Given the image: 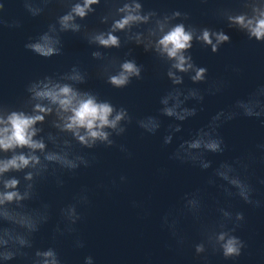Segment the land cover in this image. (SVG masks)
Masks as SVG:
<instances>
[{
    "label": "clouds",
    "instance_id": "obj_1",
    "mask_svg": "<svg viewBox=\"0 0 264 264\" xmlns=\"http://www.w3.org/2000/svg\"><path fill=\"white\" fill-rule=\"evenodd\" d=\"M7 2L0 3V31L22 27L19 20L6 18ZM103 2L107 10L99 16V23L107 27L101 30L88 29L82 23L95 14V6H99L101 0H22L24 10L32 18L41 16L50 4L66 9L45 31L29 37L25 50L45 60L51 59L63 54L64 34L78 35L90 48L97 49L91 52V58L101 62L98 77L111 88L123 90L134 80L144 79L143 66L135 59L108 57L99 49L119 50L122 46L135 45L152 53L165 66L163 75L170 89L160 97L156 115L135 118L125 106H117L110 99L101 98L99 93L80 87L87 84L89 76L73 66L66 73L45 75L28 82L24 90L26 96L17 106L0 101V264H64L55 246L60 237H74L73 247L85 248L86 241L77 225L86 219L80 209L92 206L93 189L82 186L73 196V202L59 209L52 244L42 248L36 246V235L52 220V206L41 200L40 185L52 177L56 187L63 189L65 181L58 173L75 176L81 170L93 168L99 163L95 155L99 148H115L124 159H134V153L125 144L118 143L133 125L147 136H156L165 119L173 121L162 135L163 146L172 145L177 134L184 131L183 125L196 118L205 103V93L198 87H184L185 77L193 86L208 82V68L197 65L191 55L194 43L211 49L213 55L230 43V37L223 30L198 27L189 22L188 13L179 10L164 14L145 11L141 0ZM238 4L235 9H219L217 15L229 29L243 33L248 41L264 45V0H238ZM119 33L124 36L123 42ZM125 55L131 56V49ZM232 70L237 74L241 72L239 68ZM224 88V82L217 81L206 94L218 95ZM192 102L201 107H190ZM240 118L258 120L264 127V84L248 91L243 98L235 99L226 109L212 115L206 125L181 139L169 159L207 172L213 167L208 157L223 155L227 148L220 129ZM256 149L264 163V142L258 143ZM85 150L91 155L85 154ZM255 162L252 154L223 160L217 164L214 175L223 182L221 187L227 197L235 196L253 208H264V201L253 198L256 190L247 175ZM166 171L158 170L161 175ZM258 182L264 185V178ZM128 183L129 177L121 174L118 180L113 178L107 184H97L96 189L111 195ZM207 183L216 185L211 178ZM181 199L179 211L199 221L203 208L200 189L185 193ZM33 202H38L37 206H31ZM130 206L142 207L136 200L130 201ZM217 211L220 218L215 223L199 227L200 241L192 245L195 256L203 257L207 264L208 255L219 254L224 261L235 264L247 247L236 235L245 222V215L242 211L225 208ZM148 215L150 213L144 212L141 218ZM178 224L179 217L173 215V210L161 216V227L167 230L175 246L182 248L188 241L178 230ZM166 246L172 247L171 244ZM83 264H96L95 258L86 255Z\"/></svg>",
    "mask_w": 264,
    "mask_h": 264
},
{
    "label": "water",
    "instance_id": "obj_2",
    "mask_svg": "<svg viewBox=\"0 0 264 264\" xmlns=\"http://www.w3.org/2000/svg\"><path fill=\"white\" fill-rule=\"evenodd\" d=\"M4 0H0V3ZM145 11L156 10L160 14L179 10L188 13L190 23L198 27H210L223 30L230 37V43L225 44L217 54L211 49H204L195 44L191 55L197 65L208 68L207 83L193 86L185 77L184 87H198L205 93V103L196 118L183 125L184 131L173 140V144L164 147L162 135L169 123L163 121L161 132L156 136H147L133 125L127 135L118 140L125 144L133 153L134 159L126 160L118 149L105 150L99 148L95 155L99 163L88 170H81L75 176L59 174L65 181L63 189L56 187L55 178L42 183L39 188L40 198L52 206V220L36 235V246L46 248L52 244L53 229L59 220V209L72 203L73 196L82 186L93 189L92 206L80 209L86 216L85 221L77 225L80 235L86 241V247H73L74 237L58 238L55 246L60 252L64 264H83L86 255H92L96 264H205L203 257H196L192 245L200 241L199 227L201 224L211 225L219 218L218 208L232 212L242 211L245 222L237 230L238 235L247 245L241 257L235 264H264V208H253L244 204L238 197H227L223 191L222 181L214 175L217 164L223 160H234L237 157L252 154L256 162L247 175L255 188L254 199L264 201V185L258 181L264 178V163H261V153L256 145L264 142V127L258 120L240 118L225 124L220 133L227 148L223 155L209 156L213 167L207 172L190 165H181L169 159L171 152L181 139L188 138L197 128L206 125L212 115L221 109H226L235 99L243 98L248 91L264 84V45L248 41L247 37L234 29H229L217 12L221 8H238V0H141ZM6 18L9 21L19 20L21 28L0 31V101L11 106H17L26 96L25 86L28 82L42 78L45 75L63 74L78 66L82 72H87L89 79L83 89H91L101 96L110 99L117 106H125L135 118L158 113L159 99L170 89V83L163 75L165 66L152 53H146L142 47L135 45L122 46L119 50H103L108 57L135 59L144 68L141 81H133L123 90H116L99 78L100 61L91 58L89 47L80 36L71 33L62 36L63 54L51 59H43L28 52L24 44L29 37H36L53 23L57 16L66 9L56 4H50L45 12L32 18L25 10L22 0H8L5 5ZM95 14L89 15L82 23L88 29H106L99 23V16L106 12L103 0L95 6ZM120 36L122 42L124 36ZM131 49V56L126 53ZM239 68L240 74L232 69ZM217 81L224 82L225 88L218 95H207L210 85ZM190 107L200 108L194 102ZM47 131V126H45ZM143 137V138H142ZM51 147V145H49ZM85 154L87 153L85 150ZM166 169L161 175L158 170ZM126 174L129 183L114 191L111 195L103 190H97L99 183H109L111 179ZM211 178L215 186H209ZM200 189L203 208L200 220H194L190 215H184L182 197L185 193ZM136 200L141 208L133 209L130 201ZM33 202L31 206H37ZM173 210V215L179 217L178 230L187 237V243L177 248L171 241L167 230L161 227V216ZM144 212L150 213L141 218ZM61 228L64 225L61 223ZM171 244L169 248L166 245ZM15 264V262H13ZM207 264H233L224 261L217 255H208Z\"/></svg>",
    "mask_w": 264,
    "mask_h": 264
}]
</instances>
